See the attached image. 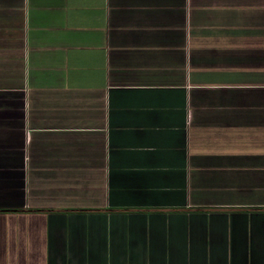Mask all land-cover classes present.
Segmentation results:
<instances>
[{
    "label": "crops",
    "instance_id": "0c3cea01",
    "mask_svg": "<svg viewBox=\"0 0 264 264\" xmlns=\"http://www.w3.org/2000/svg\"><path fill=\"white\" fill-rule=\"evenodd\" d=\"M0 229L18 264H264V0H0Z\"/></svg>",
    "mask_w": 264,
    "mask_h": 264
},
{
    "label": "rangeland",
    "instance_id": "374dc122",
    "mask_svg": "<svg viewBox=\"0 0 264 264\" xmlns=\"http://www.w3.org/2000/svg\"><path fill=\"white\" fill-rule=\"evenodd\" d=\"M0 231L3 232V233L0 232V240L1 241H5V240L15 241L16 240L17 232H15L13 229L9 232H6V233H5V230H3V229H0ZM5 236H8V238L4 239ZM14 257H16V254H14V255L8 254V262H5L4 260H2L1 253H0V264H18L19 260L17 262V260ZM21 263L24 264L25 262H23V260H22Z\"/></svg>",
    "mask_w": 264,
    "mask_h": 264
}]
</instances>
